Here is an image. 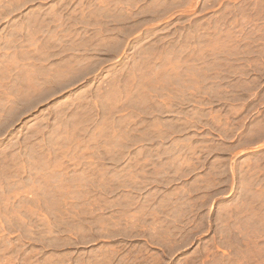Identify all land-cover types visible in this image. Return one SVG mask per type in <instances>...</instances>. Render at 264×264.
Listing matches in <instances>:
<instances>
[{
  "label": "rangeland",
  "instance_id": "obj_1",
  "mask_svg": "<svg viewBox=\"0 0 264 264\" xmlns=\"http://www.w3.org/2000/svg\"><path fill=\"white\" fill-rule=\"evenodd\" d=\"M0 264H264V0H0Z\"/></svg>",
  "mask_w": 264,
  "mask_h": 264
}]
</instances>
